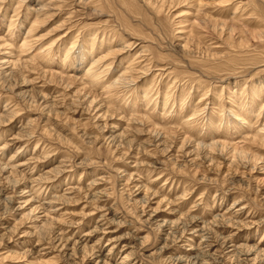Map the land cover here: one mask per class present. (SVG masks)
Returning a JSON list of instances; mask_svg holds the SVG:
<instances>
[{"label": "rangeland", "instance_id": "rangeland-1", "mask_svg": "<svg viewBox=\"0 0 264 264\" xmlns=\"http://www.w3.org/2000/svg\"><path fill=\"white\" fill-rule=\"evenodd\" d=\"M0 264H264V0H0Z\"/></svg>", "mask_w": 264, "mask_h": 264}]
</instances>
